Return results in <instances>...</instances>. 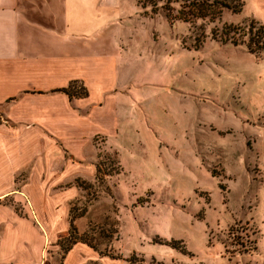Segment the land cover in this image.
I'll list each match as a JSON object with an SVG mask.
<instances>
[{"label": "rangeland", "instance_id": "1", "mask_svg": "<svg viewBox=\"0 0 264 264\" xmlns=\"http://www.w3.org/2000/svg\"><path fill=\"white\" fill-rule=\"evenodd\" d=\"M226 1L184 21L185 0H129L132 102L116 116L130 151L93 136L95 173L69 181L70 237L44 240L40 263L63 264L78 241L122 264H264V0Z\"/></svg>", "mask_w": 264, "mask_h": 264}, {"label": "crops", "instance_id": "2", "mask_svg": "<svg viewBox=\"0 0 264 264\" xmlns=\"http://www.w3.org/2000/svg\"><path fill=\"white\" fill-rule=\"evenodd\" d=\"M128 6L129 0H0V263L50 264L38 260L43 241L69 236L68 200L76 190L69 181L95 173L86 162L95 158L94 135L105 133L130 151L123 129L131 121L116 116L132 102L133 88L122 90L133 75L120 20ZM72 80L85 84L86 96L55 90ZM9 196L21 197L32 216L2 206ZM89 260L122 264L78 241L63 256V264Z\"/></svg>", "mask_w": 264, "mask_h": 264}, {"label": "trees", "instance_id": "3", "mask_svg": "<svg viewBox=\"0 0 264 264\" xmlns=\"http://www.w3.org/2000/svg\"><path fill=\"white\" fill-rule=\"evenodd\" d=\"M144 1L146 2L149 0H144ZM185 3H186L187 8L189 9V11H187V12L183 11V15H181V13H180L181 18L184 21L187 20L186 16H188V17L192 16V15H190L189 12H191L194 16H198L200 14L199 15L200 17H205L207 15H210V17H213V16H211L210 13H208L209 11H211V8L213 6H220V8H226V7L229 8V5H228L226 0H185ZM179 18H180V16H179ZM76 83H80L81 86L79 87L78 90H72L73 85ZM55 90L66 93L69 98L82 97V96L87 95L86 87L83 85V83L81 81H78V80H72L66 87H62V88L55 89ZM71 230H72V224H70V233H71ZM70 233H69V236H67L63 240H68L70 237ZM72 243H74V242H71L66 247V249H68Z\"/></svg>", "mask_w": 264, "mask_h": 264}]
</instances>
